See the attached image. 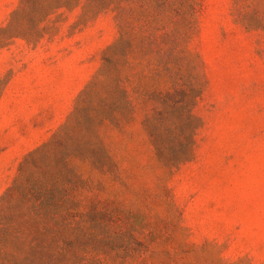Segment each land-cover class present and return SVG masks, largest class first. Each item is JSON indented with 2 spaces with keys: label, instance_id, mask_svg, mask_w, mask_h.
Returning <instances> with one entry per match:
<instances>
[{
  "label": "rangeland",
  "instance_id": "rangeland-1",
  "mask_svg": "<svg viewBox=\"0 0 264 264\" xmlns=\"http://www.w3.org/2000/svg\"><path fill=\"white\" fill-rule=\"evenodd\" d=\"M84 1L0 0V207L22 176H58L63 149L65 264H264V0H183L179 14L153 0L146 51L134 4V56L115 67L118 20ZM177 87L195 88L199 120L191 157L166 164L143 119L152 90Z\"/></svg>",
  "mask_w": 264,
  "mask_h": 264
},
{
  "label": "trees",
  "instance_id": "trees-1",
  "mask_svg": "<svg viewBox=\"0 0 264 264\" xmlns=\"http://www.w3.org/2000/svg\"><path fill=\"white\" fill-rule=\"evenodd\" d=\"M77 0H51L55 7L70 6ZM153 0H85L83 6L94 12L112 11L119 23V35L108 47L110 53L104 61L115 67L118 63L127 64L134 56V4L141 10L142 23L138 28L140 51L153 50L151 26L146 16ZM165 6H174L179 14L183 0H159ZM178 2V5L173 3ZM178 55V54H177ZM174 55V61L178 56ZM165 60L163 70L167 72ZM161 68V67H160ZM120 89V87L118 86ZM125 94L124 89H120ZM152 99L159 105L151 108L143 119V125L153 140L156 154L166 164L188 160L192 154L193 133L198 120L191 108L196 96L193 87H177L169 90L154 89ZM171 121L172 127H167ZM169 132L170 135H166ZM173 136L182 148L166 152L162 141ZM61 139L51 144H61ZM49 144V143H48ZM34 152H42V148ZM51 153L62 162L58 176L46 180L31 175L22 176L9 187L1 197L0 207V264H65L72 250V240L67 230L75 201L72 197V175L75 168L69 161L73 152L53 149ZM33 154V153H32ZM106 156V155H105ZM63 172V174H62ZM62 175V176H61ZM40 176H42L40 174Z\"/></svg>",
  "mask_w": 264,
  "mask_h": 264
}]
</instances>
